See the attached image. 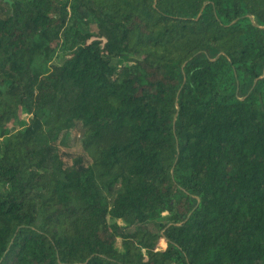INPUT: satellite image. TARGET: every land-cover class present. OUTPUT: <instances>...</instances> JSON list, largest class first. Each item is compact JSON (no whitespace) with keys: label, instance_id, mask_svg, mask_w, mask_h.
Here are the masks:
<instances>
[{"label":"trees","instance_id":"obj_1","mask_svg":"<svg viewBox=\"0 0 264 264\" xmlns=\"http://www.w3.org/2000/svg\"><path fill=\"white\" fill-rule=\"evenodd\" d=\"M0 264H264V0H0Z\"/></svg>","mask_w":264,"mask_h":264},{"label":"water","instance_id":"obj_2","mask_svg":"<svg viewBox=\"0 0 264 264\" xmlns=\"http://www.w3.org/2000/svg\"><path fill=\"white\" fill-rule=\"evenodd\" d=\"M5 1H7V2H9V3H10V0H5Z\"/></svg>","mask_w":264,"mask_h":264}]
</instances>
